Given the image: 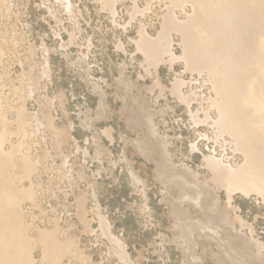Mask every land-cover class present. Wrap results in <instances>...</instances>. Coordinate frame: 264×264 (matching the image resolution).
Listing matches in <instances>:
<instances>
[{"label":"rangeland","instance_id":"374dc122","mask_svg":"<svg viewBox=\"0 0 264 264\" xmlns=\"http://www.w3.org/2000/svg\"><path fill=\"white\" fill-rule=\"evenodd\" d=\"M172 1L0 0V150L32 264H264L263 195L225 181L248 158L166 31L194 10Z\"/></svg>","mask_w":264,"mask_h":264},{"label":"bare ground","instance_id":"6f19581e","mask_svg":"<svg viewBox=\"0 0 264 264\" xmlns=\"http://www.w3.org/2000/svg\"><path fill=\"white\" fill-rule=\"evenodd\" d=\"M186 2L193 5V14L180 21L169 11L166 31L182 33L188 67L206 69L214 77L220 124L249 159L237 172L231 170L235 176L228 175L225 181L264 198V0L172 1L180 7ZM143 47L152 59L166 51L159 39L144 40ZM11 163L10 156L0 150V264H32L31 242L17 204L27 193L15 186L9 173ZM25 165L30 168L29 163ZM200 199V195L195 198ZM54 238L50 232L41 235L48 258L66 251Z\"/></svg>","mask_w":264,"mask_h":264}]
</instances>
